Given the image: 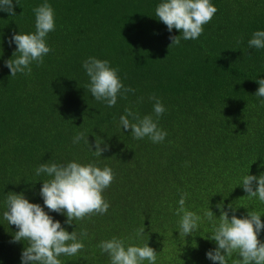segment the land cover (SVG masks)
<instances>
[{
  "label": "trees",
  "instance_id": "obj_1",
  "mask_svg": "<svg viewBox=\"0 0 264 264\" xmlns=\"http://www.w3.org/2000/svg\"><path fill=\"white\" fill-rule=\"evenodd\" d=\"M45 2L54 10L55 30L46 38L51 51L40 66L32 63L30 75L12 77L4 64L16 49L9 40L35 31L33 9ZM160 2L13 0L15 16L0 11V264H21L24 248L13 240L18 229L3 219L9 192L40 204L78 238L87 230L84 248L58 257L61 264H110L97 245L113 237L126 246L147 242L156 264H214L206 257L216 247L208 210L218 223L217 205L228 211L231 204L229 217L255 211L264 224V203L239 186L247 174H264V106L254 95L256 81L264 79V49L247 47L253 32L264 30V0H210L217 12L202 35L170 47L169 37L180 32L156 19ZM89 57L109 61L135 91L118 95L113 107L97 101L82 67ZM150 96L166 110L158 119ZM125 109L152 115L167 133L164 141L134 139L119 126ZM79 132L93 151L95 140L108 149L95 157L83 141L73 144ZM70 161L110 167L114 179L103 192L110 205L105 214L67 225L65 215L43 205L39 192L49 177L35 170ZM182 193L188 194L185 208L201 217L185 238L175 214ZM142 227L144 236L136 239ZM258 239L264 242V228ZM238 260L234 253L227 264Z\"/></svg>",
  "mask_w": 264,
  "mask_h": 264
},
{
  "label": "clouds",
  "instance_id": "obj_2",
  "mask_svg": "<svg viewBox=\"0 0 264 264\" xmlns=\"http://www.w3.org/2000/svg\"><path fill=\"white\" fill-rule=\"evenodd\" d=\"M18 5V0H16ZM13 0H0V11L9 16H15ZM35 16V31L32 33H14L9 44H15L16 49L10 59L4 61L10 71V76L18 73L30 75L33 62L37 66L43 63L44 57L51 51L46 43L48 33L55 30L54 10L47 3L33 9ZM217 8L210 0H161L155 8V17L166 25L171 32L176 29L178 36H170L171 44L180 45L181 39L195 40L199 38L204 25L208 24ZM248 49H264V30L253 32L247 41ZM82 67L89 77L86 85L88 91L97 100L104 102L108 107L117 103L118 95L126 98L128 92L134 89L125 87L119 76L118 70L109 66V61L89 57L82 62ZM259 84L254 95L260 98V104L264 106V79L256 81ZM142 99V98H141ZM154 101L153 113L158 119L166 110L160 100L150 96ZM129 117L132 119L130 120ZM135 121V122H132ZM119 126L125 130L131 129V135L136 140L148 138L152 143L164 141L167 133L158 128L152 115L141 117L131 109H125V115L119 118ZM84 132H79L73 137V144L83 141L95 157H101L102 152L108 149L102 140H95V151L89 144ZM37 176L45 174L49 179L42 182L40 196L43 205L51 212L66 216L65 224L71 225L74 221L91 218L94 215H103L109 208L103 192L113 179L114 173L110 167H98L95 163L81 164L75 161L67 163H42L35 170ZM250 198H258L264 203V174L259 176L245 175L241 178L240 185ZM187 193H182L178 201L179 207L176 215L179 219V235L193 236L198 229L201 217L185 208ZM6 210L3 219L8 225H14L18 231L13 235L14 242H22L24 248L21 253V264H61L60 256H75L83 248L84 238H87V230L78 234L75 231L69 233L61 226L59 221H54L48 215L44 207L37 203H30L23 193L9 192L5 200ZM217 218L208 210L205 218L212 223L213 231L209 240L215 242L214 250H209L206 257L214 264H227V258L234 253L239 260L237 264H264V242L258 239V234L264 228L261 222V214L255 211L247 212L243 218L236 215L229 217V211L235 212L232 205H228V211L223 210L222 205ZM145 233L144 227L136 230L135 238L142 239ZM148 241V240H147ZM27 242V246L25 243ZM101 253L107 254L110 264H156L157 252L148 246L125 245V241L113 237L103 240L97 245Z\"/></svg>",
  "mask_w": 264,
  "mask_h": 264
}]
</instances>
